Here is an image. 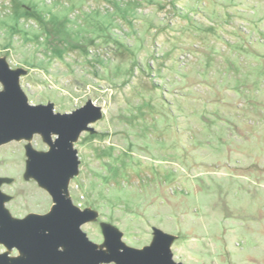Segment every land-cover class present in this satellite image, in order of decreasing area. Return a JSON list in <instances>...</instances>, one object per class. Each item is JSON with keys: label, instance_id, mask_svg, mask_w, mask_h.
Instances as JSON below:
<instances>
[{"label": "rangeland", "instance_id": "obj_1", "mask_svg": "<svg viewBox=\"0 0 264 264\" xmlns=\"http://www.w3.org/2000/svg\"><path fill=\"white\" fill-rule=\"evenodd\" d=\"M0 58L33 105L102 108L69 185L100 248L104 224L138 249L157 227L184 264H264V0H0ZM236 114L254 124L242 138ZM28 145L49 150L40 135L0 147L17 219L53 207L26 177Z\"/></svg>", "mask_w": 264, "mask_h": 264}, {"label": "water", "instance_id": "obj_2", "mask_svg": "<svg viewBox=\"0 0 264 264\" xmlns=\"http://www.w3.org/2000/svg\"><path fill=\"white\" fill-rule=\"evenodd\" d=\"M25 70H13L0 58V147L13 141H31L40 135L49 150L26 148V177L33 179L52 198L46 215L14 218L0 189V246L19 256L0 253V264H184L172 251L175 236L154 228V240L142 249L123 241V233L103 225L104 247L91 241L83 225L98 218L91 209L81 210L69 196L71 180L79 175L81 161L74 147L83 132L103 118L102 108L89 100L71 113H55L53 103L33 105L20 79Z\"/></svg>", "mask_w": 264, "mask_h": 264}, {"label": "flooded vegetation", "instance_id": "obj_3", "mask_svg": "<svg viewBox=\"0 0 264 264\" xmlns=\"http://www.w3.org/2000/svg\"><path fill=\"white\" fill-rule=\"evenodd\" d=\"M236 113H238V114H240V113H242V110L241 109H237L236 110ZM240 115H235V119H234V121L236 122V123H238V128L240 129V136H241V138L244 136V134H242V127L243 128H254V124L253 123H249L248 124V127H247V123L245 124L244 122H243V120H241L240 119ZM244 126H246V127H244ZM233 135L232 134H229L228 135V142H229V146H236V145H238V144H242L241 142H239L240 141V139H239V135H237L238 137H235V138H233L232 137ZM245 136H247V134H245ZM233 139V140H232ZM237 147V149H240L241 150V147L239 148V146H236ZM235 147V148H236ZM34 148V147H33ZM38 151V150H37ZM240 152V151H239ZM242 152V151H241ZM242 154V153H241ZM196 160H198L199 159V157L197 158V156H195L194 157ZM1 189V188H0ZM2 191V190H1ZM3 192V191H2ZM51 197V196H50ZM81 209V208H80ZM82 210V209H81ZM49 213V212H48ZM48 213H46V214H48ZM46 214H35V215H46ZM30 215H32V214H30ZM29 216V215H28ZM27 217V216H26ZM23 219V218H22ZM154 228H157V227H152V229H154ZM83 230V229H82ZM165 232V231H164ZM123 233V232H122ZM166 233H168V232H166ZM168 234H171V233H168ZM171 235H173V234H171ZM176 237V236H175ZM90 239V238H89ZM123 239H124V234H123ZM92 241V240H91Z\"/></svg>", "mask_w": 264, "mask_h": 264}]
</instances>
